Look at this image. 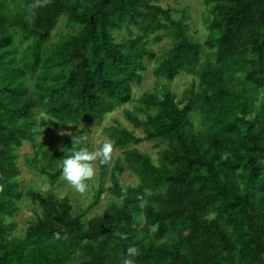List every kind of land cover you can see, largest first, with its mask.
<instances>
[{"label":"trees","instance_id":"16d2710c","mask_svg":"<svg viewBox=\"0 0 264 264\" xmlns=\"http://www.w3.org/2000/svg\"><path fill=\"white\" fill-rule=\"evenodd\" d=\"M162 1L0 0V264H124L130 247L133 264H264V0H204L202 40L187 8ZM61 18L68 31L54 38ZM166 37L155 52L152 40ZM149 61L157 79L190 76L180 96L155 86L135 97ZM131 104L124 115L145 135L103 129L125 159L111 170L100 163L84 210L22 187L26 142L27 166L61 188L64 156L88 148L77 125H101ZM60 124L75 127L59 144L37 139ZM143 141H156L157 163L129 148ZM126 167L138 178L128 188ZM106 192L114 200L86 218ZM26 197L38 208L17 234Z\"/></svg>","mask_w":264,"mask_h":264},{"label":"rangeland","instance_id":"374dc122","mask_svg":"<svg viewBox=\"0 0 264 264\" xmlns=\"http://www.w3.org/2000/svg\"><path fill=\"white\" fill-rule=\"evenodd\" d=\"M162 4L166 7L167 4L171 6L174 9L180 10L183 8H187L188 14L190 16V24L192 31L195 33V38L198 40H202L206 35L207 31L205 29V26L202 25V15L205 12V3L204 0H168V1H162ZM181 14L177 13L176 18H178ZM68 31V28L66 26V21L64 18H61L57 29L55 30L54 34L55 37H58L60 33ZM193 32H191L193 34ZM117 40L122 41L123 38L128 36V31L123 30L116 33ZM17 43L20 45V49L23 47L21 40H17ZM165 45H169L168 37L165 38L164 41L161 43H157L154 40L151 42V47L153 50L157 53L161 51ZM156 65L155 62L149 61L148 71L144 74V79L141 84L135 87V97L137 98L140 94H142L144 91L149 89H155V86L157 89H161L164 86L170 87V90L175 91L179 96L181 93L185 90V88L190 83V76L187 74H181L179 75L174 81L168 82L164 79H157L152 70L153 67ZM31 85V84H30ZM137 104H131L125 107H120L110 115H108L103 124H94V125H87V124H79L80 129L83 130L84 133L88 136L87 144H88V151H99L102 144L108 142L111 144V153H110V159L107 161V166L109 170L113 168V166L116 164L117 160L120 159L123 161L125 159L124 155V148H116L110 139L107 137L106 133L104 132V128L107 126H113L116 124L124 126L128 131L134 132V135L137 137H142L145 135L142 129L135 128L125 117L124 110L126 108H134ZM42 115V112H39V116ZM75 125L72 124H60L59 128L55 130L54 132H46L43 131L41 135L37 137L38 140L43 141L46 146L50 145H56L63 141V136L66 135L68 132H70ZM43 130V129H41ZM156 141H143L141 144L135 146L130 145L129 148H136L140 150L143 153H146L149 155L154 163H157L158 160V151L155 147ZM19 155V161L22 167L21 176H20V183L23 186H26V188H35L36 191L39 193H48L50 191H53L54 193L64 196L68 195L74 204V212H80L84 210L89 203L93 200L95 196H97V189H98V183L100 180V171H101V165L99 160L91 162L93 167L95 168V175L94 177L86 181L88 187L87 190L84 193H79L75 191L71 185L65 181L63 187H52V185L49 183L48 178L46 175L41 174L39 171H35L30 169L26 164V157L33 156L32 148L30 147L29 142H26L23 146V148L18 151ZM138 182V178L136 177L135 173L133 171H130L127 167L123 171V174L120 179V183L124 188H128L130 185H135ZM112 185L111 180L109 178V175L106 178V187H110ZM111 200H114L112 195L108 192L104 193V196H102L100 202L91 208V210L87 213L86 218L94 217L95 215H98L102 213L105 208L108 206V204L111 202ZM20 211L15 215V220L17 222V234H24L26 231L28 222L35 218L33 216V209L38 208V205L35 200H31L30 198H24L20 202Z\"/></svg>","mask_w":264,"mask_h":264},{"label":"clouds","instance_id":"9594fccd","mask_svg":"<svg viewBox=\"0 0 264 264\" xmlns=\"http://www.w3.org/2000/svg\"><path fill=\"white\" fill-rule=\"evenodd\" d=\"M87 137L81 135L79 138H72V143L81 144L86 141ZM111 144L106 142L101 145L99 151H88L86 148L80 147L73 150L69 155L64 156L61 162V175L71 187L79 192L84 193L87 190L86 181L91 180L95 175L93 161L99 160L101 164L106 163L110 159ZM135 249H127V258L124 264H133Z\"/></svg>","mask_w":264,"mask_h":264}]
</instances>
